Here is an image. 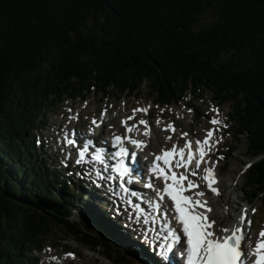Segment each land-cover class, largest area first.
<instances>
[{
    "label": "trees",
    "instance_id": "1",
    "mask_svg": "<svg viewBox=\"0 0 264 264\" xmlns=\"http://www.w3.org/2000/svg\"><path fill=\"white\" fill-rule=\"evenodd\" d=\"M143 85L160 104L232 102L234 136L260 156L242 189L264 195V0H0V264H38L67 236L127 262L35 134L66 97Z\"/></svg>",
    "mask_w": 264,
    "mask_h": 264
},
{
    "label": "rangeland",
    "instance_id": "2",
    "mask_svg": "<svg viewBox=\"0 0 264 264\" xmlns=\"http://www.w3.org/2000/svg\"><path fill=\"white\" fill-rule=\"evenodd\" d=\"M212 15V12L202 15L197 26L209 22ZM232 107V102L220 103L210 91L205 92L201 99L194 100L191 95H188L183 101L172 104H159L155 103L154 97L146 85H143L139 92L131 95L126 93L119 95L117 90L112 89L107 96H104L102 92L92 90L85 98L66 97L57 109L53 108V110L48 111L44 129L37 131L35 134L36 146L42 155L50 156L53 159L54 155L55 161H58L62 166H66L67 161L64 160L68 157L67 151L63 160L62 147H60L59 141H56L55 138L59 134H63V129L66 131L79 125V128L82 125H93L92 120L94 118L97 119L98 123H100V119L105 118L107 130L114 127L115 133H123L124 127H126L123 121L127 117L138 115L136 120H127V123L130 124L127 127L135 126L134 128H137L136 133L139 135L136 136V139H144L145 134L151 135L153 146H151V149L150 146L148 148L151 153L171 145L174 141L183 143L187 138L195 135L204 136L205 138L207 130L216 129L215 138L210 142L213 155L208 162L220 171L221 177L218 181L219 195L212 191L206 193V196L209 195V198L215 201L212 204L213 214L211 220H214L215 223L218 221L220 223L223 220L225 225H229L230 218L225 212L222 199L225 196L227 199L228 195L231 194V203L248 215L247 233L249 236L246 238V244L249 245L250 240L257 239L255 232L257 233L264 226V195H259L258 198L253 199L251 202L246 201V193L242 189L247 169L246 165H249L251 161H256L258 157L246 155L245 138L240 143L234 136L236 127L234 125L235 121L231 117ZM145 108L147 112L133 111L134 109ZM213 117L218 119L220 123L217 125L211 124L210 121ZM140 120L148 121V125L136 127ZM150 125L154 128L153 132H151L152 128H150ZM167 125L174 126L175 130L172 131L170 128H166ZM181 133H187V136H182ZM158 136H160L159 140ZM167 137H171V139H167ZM230 147L235 148L231 155L227 153ZM143 157H146L145 153H143ZM68 173L71 174L70 171ZM72 182L77 198L73 206H84L87 202L85 200L81 201L77 197V189H80V186L73 179ZM232 182H235V189L233 190L231 187ZM91 194L90 197L94 199V203L89 202L88 207L93 215L99 217L107 226L111 232L114 246L120 250L125 248L124 252L127 255V262L122 263L116 261L114 257H109L104 252L103 247L93 250L89 246L80 244L74 237L67 236L65 240L52 239L48 241L42 250L35 251V255L39 258L38 264H65L68 259H72L73 262H69L73 264H147L140 258V255L133 252L134 237L131 236L132 228H127L129 226L128 222L120 221V218L117 217L119 213L116 207H114L115 211L112 208L107 210L106 207L104 208L98 204L96 197L98 195L94 193L95 195L92 196ZM99 202L103 203V200L100 198ZM252 209H256V211L253 212ZM74 210L76 209L74 208ZM71 218L73 220L77 219V214L74 212ZM128 220L131 222L130 218ZM71 251L75 254L72 253L73 256L71 257L66 256V252L69 253Z\"/></svg>",
    "mask_w": 264,
    "mask_h": 264
},
{
    "label": "snow or ice",
    "instance_id": "3",
    "mask_svg": "<svg viewBox=\"0 0 264 264\" xmlns=\"http://www.w3.org/2000/svg\"><path fill=\"white\" fill-rule=\"evenodd\" d=\"M133 111L147 112V109H134ZM131 119H134V117H127L123 123L126 124L127 120ZM210 122L213 125L220 123L215 117H213ZM92 123L97 127L99 126L95 118L92 120ZM139 124L147 126L148 121L140 120ZM133 127H127L126 131L131 133ZM166 128H170L172 131L175 130L172 125H167ZM215 131L216 129L207 130L205 138L196 141L197 145L200 146V158L195 160L197 170L200 169L206 152L211 150L210 142ZM181 135L187 136V133H181ZM167 139H171V137H167ZM125 140L137 147L145 146V141L134 139L131 136L122 137L116 135L113 137L114 144L119 147L114 154V156L118 158L117 163L111 165V168L118 174V178L121 181V188H124V178L130 177L132 173V168L126 163V158L134 160L136 157L135 152H130L129 148L124 146ZM65 143L75 145L76 140L66 137ZM92 143V140H88L84 146L79 149V159H77L76 163L80 164L84 161L88 148ZM217 143H219V141H217ZM206 145L208 146L207 148L205 147ZM186 147L188 148L187 153H185V148H179L177 151L176 145H173L172 149H165L162 151V154L155 155L150 170L157 178L162 177L164 179L165 185L162 192L170 196L171 200L175 202V213L177 214L175 219L182 225V232L187 240V264H264V240L257 242L255 248L256 259L254 262L250 261L246 245L242 247V241L245 240V233L240 227L233 228L231 234H225L222 239L213 238L214 233L211 229L215 221L210 220L207 215V212H211L212 209L207 205L206 201L194 200L191 196L184 194L186 191L198 187V185L195 184L194 181L189 180L188 175L185 174L190 173L192 176L198 175V171L192 170L190 167L194 159V151L192 150V142L190 140L186 141ZM92 160L105 165L107 169V157L104 155V150L102 148L94 151ZM161 162L164 165L163 167L161 166ZM247 167H250V165H246V168ZM181 168L185 170V173L174 170ZM203 171L206 173L204 179L209 182V188L213 193L219 195V189L213 187V184L216 182L213 168L207 167L204 168ZM106 178L112 180L117 177L107 176ZM168 181L171 182L169 183ZM147 187L152 188L153 184L149 183ZM196 195L203 196L204 193L198 192ZM159 199L163 200L164 196L160 194ZM197 207L205 208L206 211L204 213L194 211L193 209ZM252 211L255 212L256 209H252ZM220 230L223 233L229 232V229L223 227L222 224L220 225ZM172 235L176 240H180V237L177 236L175 232H173ZM259 235L264 237V229L260 231ZM160 255L164 260L169 259L167 251H162ZM66 256L71 257L73 254L67 253Z\"/></svg>",
    "mask_w": 264,
    "mask_h": 264
},
{
    "label": "bare ground",
    "instance_id": "4",
    "mask_svg": "<svg viewBox=\"0 0 264 264\" xmlns=\"http://www.w3.org/2000/svg\"><path fill=\"white\" fill-rule=\"evenodd\" d=\"M137 116L138 115H135L134 119L137 118ZM103 121H105V118L102 119V122ZM101 126H105L104 122H103V124H101ZM101 126H99V127H101ZM151 128H152V130H154L153 126ZM134 130L135 129L132 130L133 133H134ZM63 131L64 132H63L62 135H64L65 138L68 137L69 135L66 134L65 129H63ZM133 133H128L127 136H132ZM151 138L152 137L147 136V138L145 139V142L148 141L147 145L150 146V149H151V146H153V142H152V139ZM159 139H160V136H158V140ZM61 144L62 145L64 144L63 147L71 146V144H67V143H65V141L61 142ZM67 154H68V157H67V159H65V161H68V160H70V159H72L74 157V152L71 150V147H69V149L67 151ZM142 162L144 164H146L147 163V160H145L144 158H142ZM212 166L213 165H211L210 163H208V166L207 167L213 168ZM135 184H137V183H135ZM199 186L201 187V185H199ZM213 186H215V184H213ZM231 187H232V190L235 189V182H232V186ZM119 191H122V192H119V193L121 195H124L123 189L119 188ZM101 192H102V194H105L102 189H101ZM91 195L93 196L94 193H92ZM89 197H90V195H89ZM222 200L224 202L223 207L225 208V212H226L227 216L230 218L229 219L230 220V223L227 226V225L224 224V221L223 220L220 221V223L218 221V222H216L213 225V229L220 228V225L221 224L223 225V227L228 228L229 229V232L231 231V229H233L235 227H240L242 229V231L245 233V240H246V238L249 236L248 233H247V228H248V225H247V217H248V215H247V213L245 211H243L242 209H238L237 207H235L231 203V194L228 195V198L227 199H226V196H225ZM110 201H111V203H110L111 205H113L116 202V205H113V207H116L117 212L119 213V215L117 217L120 218V221H123L125 219H128L127 217H129V216H132V218H133V214L130 213V212L136 210L137 202H138L137 199H135L133 196L127 197V200H126L123 197H118L116 194H113L110 197ZM214 202L215 201H213V200H209V204L208 205L211 206V204H213ZM211 213L213 214V212H211ZM139 224L141 225L142 222L140 221ZM151 224H152L151 229L149 231L145 232V233H142L143 235H148L149 238H151L152 235H156L155 232L162 226L163 222H161L159 224V226L156 225L157 227L154 228L153 227L154 221L151 219L149 222H147V223L145 222L144 230L147 229V228H150ZM215 226H218V227H215ZM223 234H225V233H223ZM176 252H177V250H176ZM154 255H155L154 253H149L146 256V259H148V261H147L148 264H158V262L155 263ZM174 256H175V254H174ZM162 264H174V263H169L167 261H164Z\"/></svg>",
    "mask_w": 264,
    "mask_h": 264
}]
</instances>
